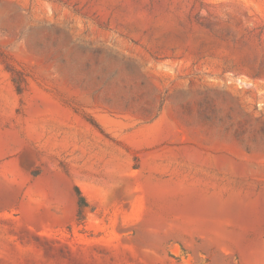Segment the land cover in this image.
I'll list each match as a JSON object with an SVG mask.
<instances>
[{
    "label": "rangeland",
    "instance_id": "1",
    "mask_svg": "<svg viewBox=\"0 0 264 264\" xmlns=\"http://www.w3.org/2000/svg\"><path fill=\"white\" fill-rule=\"evenodd\" d=\"M0 176V264H264V0H0Z\"/></svg>",
    "mask_w": 264,
    "mask_h": 264
},
{
    "label": "trees",
    "instance_id": "2",
    "mask_svg": "<svg viewBox=\"0 0 264 264\" xmlns=\"http://www.w3.org/2000/svg\"><path fill=\"white\" fill-rule=\"evenodd\" d=\"M18 90L20 91V88H18ZM76 190H77V195H78V206H79L78 220L80 222H83L85 219V217L83 215V210H84V208L89 207V203H88L86 197L80 191V189L76 188Z\"/></svg>",
    "mask_w": 264,
    "mask_h": 264
},
{
    "label": "bare ground",
    "instance_id": "3",
    "mask_svg": "<svg viewBox=\"0 0 264 264\" xmlns=\"http://www.w3.org/2000/svg\"><path fill=\"white\" fill-rule=\"evenodd\" d=\"M9 189L6 179L0 176V192H6Z\"/></svg>",
    "mask_w": 264,
    "mask_h": 264
}]
</instances>
